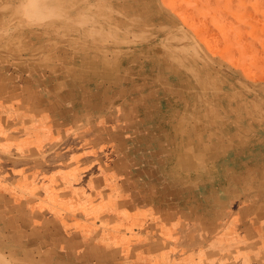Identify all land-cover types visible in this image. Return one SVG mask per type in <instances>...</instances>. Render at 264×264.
<instances>
[{
	"label": "rangeland",
	"instance_id": "rangeland-1",
	"mask_svg": "<svg viewBox=\"0 0 264 264\" xmlns=\"http://www.w3.org/2000/svg\"><path fill=\"white\" fill-rule=\"evenodd\" d=\"M0 76L67 131L106 113L179 229L255 232L264 264V0H0Z\"/></svg>",
	"mask_w": 264,
	"mask_h": 264
},
{
	"label": "crops",
	"instance_id": "crops-1",
	"mask_svg": "<svg viewBox=\"0 0 264 264\" xmlns=\"http://www.w3.org/2000/svg\"><path fill=\"white\" fill-rule=\"evenodd\" d=\"M30 90L0 76V264H256L255 232L209 235L206 216L179 229L163 213L157 184L124 160L142 155L105 144L106 113L103 129L92 117L67 131Z\"/></svg>",
	"mask_w": 264,
	"mask_h": 264
}]
</instances>
